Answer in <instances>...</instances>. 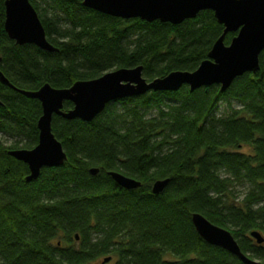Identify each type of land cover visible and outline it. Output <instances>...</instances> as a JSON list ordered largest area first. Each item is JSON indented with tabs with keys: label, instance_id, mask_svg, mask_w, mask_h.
<instances>
[{
	"label": "trees",
	"instance_id": "16d2710c",
	"mask_svg": "<svg viewBox=\"0 0 264 264\" xmlns=\"http://www.w3.org/2000/svg\"><path fill=\"white\" fill-rule=\"evenodd\" d=\"M5 1L0 71L16 89L0 82V264H99L106 257L115 264H246L198 234L195 212L230 230L241 251L264 264V241L250 235L264 237V50L259 69L225 91L217 84L150 90L108 103L90 121L54 114L52 131L67 159L27 181L28 164L8 151L36 146L42 106L20 90L67 88L139 65L148 80L192 71L224 27L209 9L172 24L111 16L82 0H30L56 48L48 51L9 38ZM244 145L251 151H240ZM109 171L141 184L124 188ZM165 178L163 191L153 193L154 181Z\"/></svg>",
	"mask_w": 264,
	"mask_h": 264
},
{
	"label": "water",
	"instance_id": "95a60500",
	"mask_svg": "<svg viewBox=\"0 0 264 264\" xmlns=\"http://www.w3.org/2000/svg\"><path fill=\"white\" fill-rule=\"evenodd\" d=\"M83 5L99 12L124 19L140 18L152 22L159 20L179 24L194 18L200 11L209 9L223 25V32L214 42L208 57L195 70H175L163 77L148 80L143 76L141 65L133 68H117L103 75L77 80L70 87L55 88L49 83L38 90L21 93L41 102L42 114L38 119V143L31 149H11L8 153L28 164L27 181L37 179L45 166H59L67 159L62 143L52 131L54 114L67 119L92 120L106 105L114 100L145 94L150 90H178L184 85L195 90L217 84L225 91L232 82L246 72L259 69V55L264 50V0H82ZM5 30L17 44H35L41 49L55 51L48 41L44 26L30 0L5 1ZM229 32L236 34L225 43ZM0 82L16 89L0 71ZM19 91V89H18ZM65 101L73 107L63 110ZM0 101V105H1ZM93 174L98 168L90 170ZM111 177L124 188H136L141 182L119 171H109ZM169 179H158L152 184V192L158 194ZM198 234L209 244L224 248L246 264H261L244 254L230 230L212 223L203 214L191 216ZM250 235L258 243L264 237L257 230ZM78 239V236H76ZM110 257L104 259L109 261Z\"/></svg>",
	"mask_w": 264,
	"mask_h": 264
},
{
	"label": "rangeland",
	"instance_id": "374dc122",
	"mask_svg": "<svg viewBox=\"0 0 264 264\" xmlns=\"http://www.w3.org/2000/svg\"><path fill=\"white\" fill-rule=\"evenodd\" d=\"M234 105H236L237 103L236 102H234L233 103ZM2 137H4V138H7V139H10V140H5V139H2L1 138V140L5 143V144H11L12 143V141L11 140H13L12 138H9V137H6V136H2ZM239 150L240 151H246V152H250L251 151V149L248 147V146H241L240 148H239ZM105 259V258H104ZM104 259L103 258H100V260H98L96 263H99V264H115V260H109V261H107V262H105L104 261Z\"/></svg>",
	"mask_w": 264,
	"mask_h": 264
}]
</instances>
